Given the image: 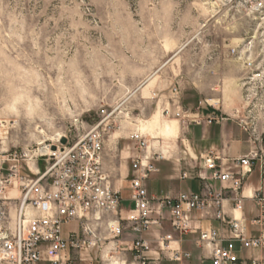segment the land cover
<instances>
[{
    "label": "rangeland",
    "instance_id": "1",
    "mask_svg": "<svg viewBox=\"0 0 264 264\" xmlns=\"http://www.w3.org/2000/svg\"><path fill=\"white\" fill-rule=\"evenodd\" d=\"M138 67L141 76L152 73L146 82L118 85L122 73L132 77ZM172 74L182 78L184 100L193 102L188 112L204 101L195 83L225 92L226 112L249 145L245 154L264 163V0H0V180L14 164L1 163L7 155L15 154L21 173L34 179L43 161L33 154L105 119V168L116 189L120 141L133 145L132 130L159 157L155 164L182 155L192 170L186 139L194 142L191 132L203 123L164 115L152 97L154 84ZM161 190L180 191L175 184ZM75 229L64 225L63 235ZM118 253H109L115 259L108 264L120 263Z\"/></svg>",
    "mask_w": 264,
    "mask_h": 264
},
{
    "label": "built area",
    "instance_id": "2",
    "mask_svg": "<svg viewBox=\"0 0 264 264\" xmlns=\"http://www.w3.org/2000/svg\"><path fill=\"white\" fill-rule=\"evenodd\" d=\"M172 93L174 96L177 94L176 87L172 88ZM203 105L219 111L218 103L203 101L193 112L166 109L162 113L172 115L183 123L189 120L195 125L223 121L224 118L215 114L202 118L200 109ZM101 115L107 117L104 110ZM105 120L83 136L65 138L64 144L48 145L44 153L33 154L43 161V167L36 168L34 179H28L21 173L15 154L2 160V164H14L9 168L8 176L0 180V263L40 264L45 261L48 264H68L70 260L65 256L72 250L97 248L102 252L105 240L98 233V225L102 223L109 239L114 242H120L125 229L134 235L125 249L114 244L106 250L110 260H113L110 252H128L129 260L123 261V264H151V247L143 234L152 227H160L164 221L169 223L172 233L180 237L196 234L195 246L210 250L211 264H246L235 258L237 244L244 249H264V197L259 192L252 196L257 215L250 221V225L259 230L257 236L247 234L241 217H233L226 224L230 234L227 238L217 230L197 228L191 217L193 212L204 213L213 209L214 219L222 221L221 207L226 199L232 201L233 212L240 213L243 187L256 162L261 166L264 180V163L257 159L256 154L230 160L209 150L202 158L203 168L209 172L208 180L219 184L218 190L206 185L201 193L150 196L145 182L157 170L151 162L153 156L147 154L145 138L135 130L128 138L139 156L131 161L132 175L128 181L132 207L125 210L120 191L115 189L103 166V133L109 128H101ZM2 128L4 125L0 123V139ZM52 147L55 149L52 150ZM22 156L25 158L28 154L23 153ZM230 162L235 170L227 166ZM15 185L20 189V197L14 230L8 234L4 194L8 187ZM70 223H76L78 230L64 236L63 226ZM172 233L159 238L160 251L168 253V260L173 263L189 260V253L171 246L175 242ZM250 264L260 263L251 261Z\"/></svg>",
    "mask_w": 264,
    "mask_h": 264
},
{
    "label": "crops",
    "instance_id": "3",
    "mask_svg": "<svg viewBox=\"0 0 264 264\" xmlns=\"http://www.w3.org/2000/svg\"><path fill=\"white\" fill-rule=\"evenodd\" d=\"M170 61V60H169ZM164 67V64L160 69ZM228 70H232L229 65L227 66ZM137 69V68H136ZM214 70H221V66L212 68ZM120 71L123 72V68H120ZM141 68L138 67L136 73L132 75V77L125 78L124 73L120 75V80L118 85L120 86H136L138 84H142L147 80L151 74H148V70H143V75L141 76ZM211 79V77H209ZM181 77L177 74H172L168 78H166L163 82L155 83L152 91V97L157 99L156 106L160 109L166 110L171 109V111H175L176 109H181L182 111H189L186 109L187 107L193 106V102L184 100V91L182 90L184 84L183 81L180 80ZM152 80L154 83V75L152 76ZM144 85V84H143ZM140 86V85H138ZM177 88V94L174 96L172 93V88ZM214 87V86H213ZM212 86H207L206 84L197 82L191 88L195 92V95L200 96L199 98H204V101L208 103H218L219 111H216L207 105H203L200 109V116L202 118H206L215 114L216 116H220L223 121L219 123H214L211 126L203 125L199 128H195L191 133L194 136V142L187 140V147L185 146L184 155H190L194 158L195 162H187L185 165H189L193 169L190 170L184 167L182 161H184V157L182 155H178L174 160H164L160 161L157 164L156 159H153L154 162L152 164L156 168V172L149 176V180L145 182V187L150 196H156L161 194H173L171 191L165 192L162 191L161 188L172 187L174 184L178 186V192H175L173 195L182 193V192H192V193H201L204 191L206 185H210L213 190L219 189V184L217 182L209 181V172L204 170L203 168V156L204 153L209 150L216 151L222 157L227 159H235L240 157H245L248 154L245 152L248 151L249 145H247V140L238 132L235 124H234V113L226 112L228 96H226L225 92L216 93L215 88ZM145 89L143 88L144 91ZM138 91V89H137ZM183 99V100H182ZM238 101H233V106L237 104ZM186 104V105H185ZM220 106H222V110H220ZM222 111H224L223 114ZM134 130L130 131L132 133ZM183 131V129H181ZM129 133V135H130ZM239 134V135H238ZM177 144V142H176ZM186 145V144H185ZM151 150V146L147 149V154L150 155L149 151ZM120 153L118 154L119 162H120V174H114L113 177H120V189H116L120 191V196L122 198V208L127 210L132 207V204L129 201V178L132 175L131 171V161L133 158L139 156V154L133 149V145H130L127 142L120 141ZM108 158L105 154H103V166L108 161ZM111 164V163H110ZM109 164V165H110ZM232 170H235L233 167V163H227ZM107 171V170H106ZM184 171V172H183ZM109 174V172H108ZM110 178L112 174H109ZM177 179V180H176ZM112 181V180H111ZM186 181V183H184ZM259 192L264 197V180L261 177V166L259 162H256L252 173L248 176L245 181L243 187V208L240 213L233 212L232 210V201L230 199H226L222 203L221 212H222V221H217L214 219V210L210 209L207 212L199 213L193 212L192 223L197 228L202 230L214 229L220 232V234L227 238L229 234V230L227 227V223L231 221L233 217H241L246 228L247 234L250 236H257L259 233L258 228L251 226L250 221L257 215V210L255 207L254 200L252 196ZM20 197V189L18 185L13 187H9L5 194V205H6V213H7V221H6V230L8 234H12L14 230V222L16 217V211L18 206V200ZM124 204H129L125 206ZM99 234L105 240H109V236L106 234L104 230V224L98 225ZM77 229L71 231L76 232ZM172 233L170 225L167 221L162 222L160 227H152L149 231L143 234V238L147 240L150 244L151 252L149 256L152 259L151 264H211L209 259L210 250L207 248H197L195 246V240L197 238L196 234H189L184 236H179L175 233H172L174 241L171 246L176 249H180L181 251L187 252L190 254V259L184 261L182 263H173L168 260V253L160 251L158 240L160 237L165 234ZM134 235L128 231L124 230L122 237L120 238L121 248L129 246L133 241ZM104 251L99 253L97 248L78 251L72 250L68 255L65 256V259H69V264H108L110 262V258L107 259V255H105V251L112 247V243H103ZM237 250L235 252V258L246 263L250 264L251 261H256L258 263L264 264V249L263 250H252V249H244L237 244ZM125 249V248H124ZM118 259L119 262L113 264H123V261L129 260L128 252H120ZM115 259V257H113ZM117 259V258H116ZM112 261V260H111ZM7 264V263H0ZM40 264H48L47 262H41ZM112 264V263H109Z\"/></svg>",
    "mask_w": 264,
    "mask_h": 264
},
{
    "label": "water",
    "instance_id": "4",
    "mask_svg": "<svg viewBox=\"0 0 264 264\" xmlns=\"http://www.w3.org/2000/svg\"><path fill=\"white\" fill-rule=\"evenodd\" d=\"M60 143L61 144H64L65 143V139H62L61 141H60ZM55 149V147H52V150H54Z\"/></svg>",
    "mask_w": 264,
    "mask_h": 264
},
{
    "label": "bare ground",
    "instance_id": "5",
    "mask_svg": "<svg viewBox=\"0 0 264 264\" xmlns=\"http://www.w3.org/2000/svg\"><path fill=\"white\" fill-rule=\"evenodd\" d=\"M261 6H262V5H259L260 8H261ZM148 79H149V78H148ZM145 82H146V81H145ZM147 82H148V81H147ZM145 84H146V83H145ZM132 94H133V93H132ZM130 95H131V94H130ZM148 148H149V147H148ZM148 148H147V149H148Z\"/></svg>",
    "mask_w": 264,
    "mask_h": 264
}]
</instances>
